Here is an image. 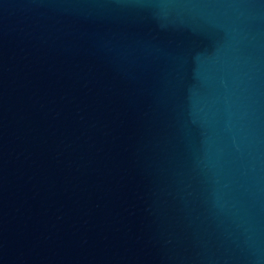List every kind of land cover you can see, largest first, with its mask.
<instances>
[{
  "label": "water",
  "instance_id": "1",
  "mask_svg": "<svg viewBox=\"0 0 264 264\" xmlns=\"http://www.w3.org/2000/svg\"><path fill=\"white\" fill-rule=\"evenodd\" d=\"M0 264H264V0H0Z\"/></svg>",
  "mask_w": 264,
  "mask_h": 264
}]
</instances>
